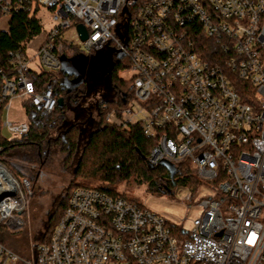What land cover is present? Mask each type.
Here are the masks:
<instances>
[{
    "label": "built area",
    "instance_id": "built-area-1",
    "mask_svg": "<svg viewBox=\"0 0 264 264\" xmlns=\"http://www.w3.org/2000/svg\"><path fill=\"white\" fill-rule=\"evenodd\" d=\"M39 10L54 27L32 57L9 53V71L0 69V140L29 131L25 116L10 119L13 100L54 111L52 89L35 93L29 73L61 71L74 48L62 35L73 29L86 54L107 49L129 61L133 97L107 122L137 125L154 141L148 169L187 163L199 181L189 207L199 187L210 195L184 231L136 201L77 187L33 258L0 242V264H264V0H0V31L14 14ZM198 32L219 49L214 63L196 50ZM32 193L0 163V225L20 230Z\"/></svg>",
    "mask_w": 264,
    "mask_h": 264
},
{
    "label": "trees",
    "instance_id": "trees-1",
    "mask_svg": "<svg viewBox=\"0 0 264 264\" xmlns=\"http://www.w3.org/2000/svg\"><path fill=\"white\" fill-rule=\"evenodd\" d=\"M36 13L14 14L8 23L7 30L0 31V69L9 71L8 54L19 50L24 51L27 45L41 34L42 26ZM193 42L203 60L214 63L218 59L219 49L211 40L205 39L198 32ZM77 53L78 51L74 48L66 47L64 50L67 59H72ZM128 67H123L121 63L113 61L108 71H102V76L109 80L115 97L98 103L96 118L98 129L89 134L83 145L81 144V124H69L67 121V104L79 103L86 83L82 82L67 93L62 86L61 79L62 77L72 79V76L64 75L61 71L48 73L31 70L29 79L35 93L51 88L57 102L62 99L63 106L58 107L57 105L51 114H47L27 102L23 103L24 114L29 122V131L19 139L0 140V163L16 178V175H21V173L18 168L6 160L8 156L16 151L26 153L32 162L42 166L52 155V150L59 148L60 152L66 154L67 162L72 156L80 154L75 169L76 178L79 177L85 182L102 183L103 186L96 188L112 197L130 199L114 188L116 185L128 183L130 179H134L138 184L147 185V191L156 195H171L172 190L178 186L196 189L199 181L187 163L179 165L173 172L162 166L154 169L146 167L144 158L151 151L154 141L147 138L139 126L124 128L107 122L106 119L110 114H113L116 119H121L123 110L133 97L132 83L119 77L120 72ZM77 187L88 186L72 184L68 188L57 210L49 218L46 234L39 244L49 241L55 225L67 206L70 193ZM33 195L34 192L31 196ZM4 229L8 232L4 226L0 225V230L4 231ZM5 237L6 235L0 234V242L7 247Z\"/></svg>",
    "mask_w": 264,
    "mask_h": 264
},
{
    "label": "rangeland",
    "instance_id": "rangeland-1",
    "mask_svg": "<svg viewBox=\"0 0 264 264\" xmlns=\"http://www.w3.org/2000/svg\"><path fill=\"white\" fill-rule=\"evenodd\" d=\"M36 14L41 23L42 32L27 45L26 54L28 57L34 55V51L45 35L55 25L51 20L50 11L39 10ZM4 29H6V20L0 19V30ZM62 39L70 43L78 51L77 55L72 59L66 61L62 58V68H65L67 72H72L74 78L80 80V82L84 81L86 83L85 91L79 103L67 104V121L69 124H81V144L83 145L89 134L98 129L96 120L98 103L115 97L110 82L108 79L103 78L102 71H108L113 61L121 63L123 67H128L129 61L126 58H121L115 52L109 54L107 49L86 54L81 49V43L75 36L73 29L66 31L62 35ZM31 67L35 68L33 65ZM130 76L131 74L127 69L119 74L120 79L124 81L129 80ZM61 80L62 84H64L65 77H62ZM9 116L11 120H25L22 106L17 100L12 101ZM79 155L72 156L67 162L66 154L60 152L59 148H54L52 155L42 166L32 162L26 153L18 151L6 158L11 165L19 169L21 175H16V178L18 180L26 178L30 183L31 190L34 192V195L28 199L25 211L22 214L23 227L16 232H7L5 229L4 231L0 230V234L6 235L5 245L20 260L29 261L33 258L35 247L41 243L46 234L49 218L55 213L63 196L72 184L90 188L103 186L102 183L85 182L79 177L76 178L75 169ZM114 188L117 192L123 193L143 207L160 215L169 225L177 226L184 231H189L191 228L190 222L200 215V210L196 207V204L200 199L210 195L208 189L199 187L196 197L189 207L184 200L188 195H192V191L195 188L178 186L172 190L173 194L171 195H156L147 191V185L138 184L134 179H130L128 183L116 185ZM18 264L23 263L19 262Z\"/></svg>",
    "mask_w": 264,
    "mask_h": 264
},
{
    "label": "water",
    "instance_id": "water-1",
    "mask_svg": "<svg viewBox=\"0 0 264 264\" xmlns=\"http://www.w3.org/2000/svg\"><path fill=\"white\" fill-rule=\"evenodd\" d=\"M77 33L80 35V40L81 41H85L87 38V34H86V30L82 25H78L77 28ZM64 60V59H63ZM61 72L64 75L67 76H73L74 74L72 72H67L65 68H62ZM82 82H80V80H77L76 78L69 81L67 78H65V83L62 84V86L64 87V89H66L67 93H70L73 89H75L77 86H79ZM58 107H62L63 106V101L62 99H59L57 102ZM162 167H165L168 171L173 172L174 169L168 165V164H162Z\"/></svg>",
    "mask_w": 264,
    "mask_h": 264
},
{
    "label": "flooded vegetation",
    "instance_id": "flooded-vegetation-1",
    "mask_svg": "<svg viewBox=\"0 0 264 264\" xmlns=\"http://www.w3.org/2000/svg\"><path fill=\"white\" fill-rule=\"evenodd\" d=\"M73 77V76H72ZM68 79V78H67ZM73 79H75L74 77L72 78V79H68L69 81H71V80H73ZM84 82V81H83Z\"/></svg>",
    "mask_w": 264,
    "mask_h": 264
}]
</instances>
